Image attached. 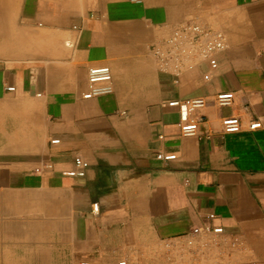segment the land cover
<instances>
[{
	"label": "crops",
	"instance_id": "0c3cea01",
	"mask_svg": "<svg viewBox=\"0 0 264 264\" xmlns=\"http://www.w3.org/2000/svg\"><path fill=\"white\" fill-rule=\"evenodd\" d=\"M0 8V263H146L170 244L217 237L231 261L264 264V0ZM188 20L226 34L217 68L160 71L151 44ZM102 65L113 93L83 98L89 68ZM223 92L233 93L227 105ZM195 98L206 102L199 128L183 135L166 102ZM226 117L240 130L226 132ZM76 156L89 162L85 175L64 174Z\"/></svg>",
	"mask_w": 264,
	"mask_h": 264
},
{
	"label": "built area",
	"instance_id": "2783aa9c",
	"mask_svg": "<svg viewBox=\"0 0 264 264\" xmlns=\"http://www.w3.org/2000/svg\"><path fill=\"white\" fill-rule=\"evenodd\" d=\"M139 1V0H136ZM228 47V38L226 34L218 29L208 27L201 22L188 20L173 28L169 35L159 41L151 44L150 50L155 58L157 67L162 72H167L180 76L187 70L194 68L200 62H206L211 69L218 66L217 54ZM205 79L210 75L205 74ZM14 86H8L7 90H14ZM113 77L111 68L107 65L92 66L88 70V87L82 93L85 99H91L113 93ZM220 105H227L233 98V93L223 92L216 96ZM168 106L175 107L179 111L178 126L183 135H193L197 132L200 124L199 118L194 113L197 109L202 108L206 102L203 98L195 99H173L166 102ZM222 125L226 132H237L241 128L240 121L237 117H226L222 120ZM261 126L260 121H255L250 125L251 129ZM52 143H58L59 139H53ZM157 158L171 160L176 158L174 153L159 152ZM89 166V162L81 156L75 157V169L64 172L68 176H84ZM45 168L52 165L47 163ZM42 168L36 169L41 171ZM98 202L93 204V211L98 212ZM199 231L198 228L193 230L194 233ZM215 233H221V227L214 228ZM191 244L193 240L190 238ZM83 264H89L84 262ZM118 264H129L128 260L122 259Z\"/></svg>",
	"mask_w": 264,
	"mask_h": 264
},
{
	"label": "rangeland",
	"instance_id": "374dc122",
	"mask_svg": "<svg viewBox=\"0 0 264 264\" xmlns=\"http://www.w3.org/2000/svg\"><path fill=\"white\" fill-rule=\"evenodd\" d=\"M0 41H3V39H0ZM3 47L4 45L1 43L0 57L4 56L2 55L4 54ZM217 239L219 238H204V240L198 242L193 241L191 244L186 241L185 244L183 243L180 246L170 244L168 248L163 247L160 252L155 253L146 263L139 256L124 257L120 260L126 259L129 264H241L225 257L223 248L218 246L221 243ZM210 241H213V243ZM214 243L216 246H210ZM0 264H4V262Z\"/></svg>",
	"mask_w": 264,
	"mask_h": 264
}]
</instances>
